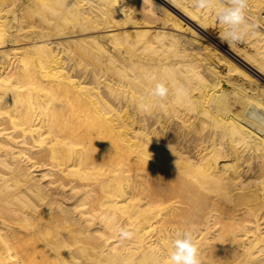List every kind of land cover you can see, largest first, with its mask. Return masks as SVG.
Wrapping results in <instances>:
<instances>
[{
    "label": "bare ground",
    "instance_id": "obj_1",
    "mask_svg": "<svg viewBox=\"0 0 264 264\" xmlns=\"http://www.w3.org/2000/svg\"><path fill=\"white\" fill-rule=\"evenodd\" d=\"M220 3L0 0V264H171L188 228L264 264V0L242 45Z\"/></svg>",
    "mask_w": 264,
    "mask_h": 264
},
{
    "label": "clouds",
    "instance_id": "obj_2",
    "mask_svg": "<svg viewBox=\"0 0 264 264\" xmlns=\"http://www.w3.org/2000/svg\"><path fill=\"white\" fill-rule=\"evenodd\" d=\"M193 7L200 11H207L213 7L212 0H193ZM247 0H221L215 9L218 22L226 26L222 38L232 41H239L243 38L244 31L248 27ZM169 89L164 82L156 83L152 94L165 98ZM178 93L181 89H177ZM121 239H130L133 236L131 231L120 230ZM171 264H200L198 248L193 239V230H177L173 239V249L170 253Z\"/></svg>",
    "mask_w": 264,
    "mask_h": 264
},
{
    "label": "rangeland",
    "instance_id": "obj_3",
    "mask_svg": "<svg viewBox=\"0 0 264 264\" xmlns=\"http://www.w3.org/2000/svg\"><path fill=\"white\" fill-rule=\"evenodd\" d=\"M153 10H154V14L152 15L153 17H154V19H155V23L156 24H160V23H162V21H163V11H162V9L159 7V5L158 4H154V6H153ZM195 29L199 32V33H201V34H203L202 32H201V30H200V27L198 28H196L195 27ZM204 33L205 34H203V38H204V42H206V43H211V44H213V45H217V46H219L218 44H217V42H216V40H214L213 39V36H215L216 35V33H217V31H216V29H214V28H210L208 31H204ZM215 34V35H214ZM216 42V43H215ZM238 44L239 45H242L243 43L239 40L238 41ZM220 47V46H219ZM193 52H194V50H193ZM264 78H259V81L261 82V83H263L264 81Z\"/></svg>",
    "mask_w": 264,
    "mask_h": 264
},
{
    "label": "built area",
    "instance_id": "obj_4",
    "mask_svg": "<svg viewBox=\"0 0 264 264\" xmlns=\"http://www.w3.org/2000/svg\"><path fill=\"white\" fill-rule=\"evenodd\" d=\"M262 17L264 18V11L262 12Z\"/></svg>",
    "mask_w": 264,
    "mask_h": 264
}]
</instances>
